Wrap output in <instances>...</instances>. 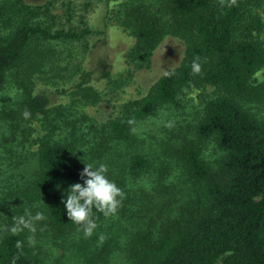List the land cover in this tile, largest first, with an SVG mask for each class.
Segmentation results:
<instances>
[{"label":"trees","instance_id":"16d2710c","mask_svg":"<svg viewBox=\"0 0 264 264\" xmlns=\"http://www.w3.org/2000/svg\"><path fill=\"white\" fill-rule=\"evenodd\" d=\"M159 1L160 14L149 0L117 2L114 19L133 38L126 60L142 66L166 33L181 38L182 57L158 75L143 95L123 102L115 116L96 124L79 109L100 97L84 84L92 70L80 71L68 104L49 106L45 93H32L26 85L42 61L54 58L56 43L85 40L93 32L76 12L74 0L38 4L1 0L5 12L1 21L9 28L0 34V87L8 71L18 69L17 83L23 88L15 108L10 103L0 111V159L1 148L10 155L16 143L25 141L19 124L25 110L30 117L40 114L45 131L35 140L38 166L31 181L16 191L10 180L12 164L0 185V264H12L14 257H18L15 264L40 263L36 244H28V230L18 235L3 230L25 204L40 203L32 211L44 214L45 219L37 223L40 227L80 231L68 219L62 202L66 187L81 177L85 165L98 154L107 162H118L120 144L131 153L126 175L123 167L113 164L107 176L126 195L133 193L140 199L141 215L146 218L128 237V264H214L217 259L220 264H264V116L248 108L253 100L264 106V79L253 78L264 67V45L258 39L264 33L259 11L264 0H237L231 7H222L219 0ZM196 56L202 64L198 75L191 68ZM108 73L100 66L101 77ZM205 85L217 92L204 100L201 115L188 130L170 127L168 136L150 142L148 150L147 146L131 148L132 132L140 120L177 105L182 88ZM207 140L221 152L214 166L202 154L201 144ZM164 175L171 176L164 179ZM144 181L150 183L147 188L139 185ZM179 181L185 187H179ZM93 214L96 221L104 218L95 209ZM17 241L22 242L21 249ZM97 254L100 259L106 256Z\"/></svg>","mask_w":264,"mask_h":264},{"label":"rangeland","instance_id":"374dc122","mask_svg":"<svg viewBox=\"0 0 264 264\" xmlns=\"http://www.w3.org/2000/svg\"><path fill=\"white\" fill-rule=\"evenodd\" d=\"M22 1L29 4L43 2V0ZM63 1L57 0L58 3ZM84 1L74 0L77 5L76 12L82 15L84 23L92 28L93 32L85 40L56 43L54 45L56 49L54 58L44 59L45 61H42L39 66V71H35L30 76L31 82L26 83V85L29 84L27 86L30 87L32 93H45L49 106L58 103L68 104L70 97H74L73 91L76 88L75 84L78 81L80 71L92 70L90 79L84 84L90 86L93 92H98L100 97L96 102L86 104L79 109L81 108L82 111L88 113L93 120L92 122L99 124L115 116L123 102L143 95L158 75L174 67L182 57L183 42L178 36L166 33L151 50L147 62H144L142 66H134L128 63L125 57L133 38L114 19L115 7L120 0H87V6L83 10L81 6ZM149 1L154 3L152 8L158 14L163 11L159 0ZM259 11L264 18V6L260 7ZM4 14L5 12L1 10L0 0V34L9 28L8 23L1 21V19H5ZM258 39L262 40L264 45V33L260 34ZM100 66L108 69L107 76H100ZM18 72V69L10 70L5 76L2 87H0V111L4 109L6 104L9 105L10 103H13L11 106L15 108L17 100L21 98L20 94L23 87L17 83L20 75ZM263 79L264 73L256 78L258 81ZM216 92V88L210 85L182 88L178 93L177 105L158 109L135 125L132 132V139L135 141L131 143V148L147 146L148 150L150 142L154 143L156 139L161 137V139H165L168 136L170 127L177 131V126L180 125L182 129L188 130L189 125L201 115L204 100ZM248 104L251 112L257 116H264V106L260 101L253 100ZM40 118V114L29 119L22 118L19 124L22 125L21 128L26 139L23 144H17L14 141L16 145L14 148L11 147L10 155L3 152L4 149L1 148L0 185H3L10 169L9 165L12 164L11 173L13 176L10 180L11 186L18 187L16 191H21L20 189L31 181L33 172L38 166L35 153L37 142L35 140L38 135H42L45 131V123ZM1 123H3V119L0 120V132ZM17 136H20L19 130H17ZM138 142H141V146ZM201 145L204 159L214 166V161L220 156V150L215 147L212 140L204 141ZM119 147L123 151L121 157H115L118 162H107L106 157L98 154L89 164L98 166L100 163H105L112 168L119 164L120 167H123L122 173L126 175L127 160L131 153L126 150L123 144H120ZM130 151L133 152V150ZM113 164L115 165L113 166ZM176 170L175 173L179 175L178 169ZM111 176H114L112 171ZM170 176L164 175V179ZM74 183L83 184V179L80 177L72 181L66 190L68 191L69 186ZM149 184L145 181L139 183L145 188ZM179 184V187H185L184 182L179 181ZM131 185L137 187L134 182ZM128 191L132 192L131 189ZM139 203L140 199L135 194L126 195L125 193V198L120 206L123 211L119 212L118 210L114 216L104 217L96 221L98 227L90 238H85L81 230H50L46 226L37 225L35 244L40 257L39 264H128L125 256L128 237L134 230L142 227V221L144 222L143 219H146L141 215L143 205L139 206ZM25 205L19 210V215L23 213L25 208L33 211L41 206L37 201L33 205H27V207H24ZM29 234L31 235V233ZM101 234L104 235V240L99 239ZM103 245L105 248L100 249ZM98 251L99 254H97ZM96 254L100 257L106 256L104 259H100L97 258ZM214 264H220L219 259Z\"/></svg>","mask_w":264,"mask_h":264},{"label":"clouds","instance_id":"9594fccd","mask_svg":"<svg viewBox=\"0 0 264 264\" xmlns=\"http://www.w3.org/2000/svg\"><path fill=\"white\" fill-rule=\"evenodd\" d=\"M219 3L222 7H231L236 5L237 0H219ZM191 68L194 74L198 75L202 72L201 58L199 56L193 58ZM261 73H264V68L256 70L253 78L259 77ZM22 115L25 119H29L31 113L25 110ZM107 173L108 166L105 163H100L98 166L85 165L80 173L83 184L74 183L70 185L66 200L62 201L68 219L80 227L85 238H90L98 227L93 209L102 213L106 218L114 216L125 198L124 191L113 180L108 178ZM85 177L86 179H84ZM44 219L45 216L42 212L33 214L30 209L25 208L22 214L12 217V223L4 225L3 230L13 235H18L28 230L31 233L27 238L28 244L34 246L36 243L37 223ZM99 239L104 240V235L101 234ZM16 247L21 249L23 247L22 242L17 241ZM17 258H13L12 264H15Z\"/></svg>","mask_w":264,"mask_h":264}]
</instances>
